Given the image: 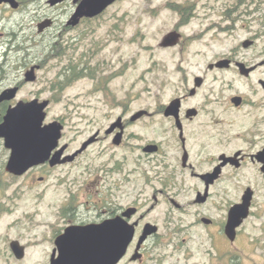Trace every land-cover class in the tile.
I'll return each mask as SVG.
<instances>
[{
  "label": "flooded vegetation",
  "instance_id": "1",
  "mask_svg": "<svg viewBox=\"0 0 264 264\" xmlns=\"http://www.w3.org/2000/svg\"><path fill=\"white\" fill-rule=\"evenodd\" d=\"M224 15L226 21L221 28L236 34V45L228 52L185 65L188 70L182 71L176 91L166 102L134 111L131 104L123 108L114 91L100 85L102 77L89 93L103 95L101 103L110 110L108 115L80 118L68 138L66 119H45L44 124L59 121L63 126L49 159L21 175L5 171L12 185L38 189L53 181L54 195L64 186L67 191L59 203L54 199L50 202L53 213L16 215L15 227L33 229L44 224L51 235V247L32 257L29 242L17 236L8 244L14 263L24 264L29 256L31 264L79 263L78 256L64 262L67 256H63L56 240L67 228L89 226L98 228L100 238L99 247L91 255H83L85 264L103 262L102 252L121 242L115 238L121 232L132 234L115 264H243L249 257L242 245L241 229L250 214L231 237L226 231L228 214L218 219L214 187L257 185L258 178L249 179L248 168L261 177L264 6H229ZM99 16L66 26L73 30ZM83 54L81 64L69 65L70 84L82 78L98 79L102 72L90 66ZM191 67L194 69L189 70ZM16 86L20 91L22 84ZM52 89L65 88L59 84ZM49 100L50 104L54 102L53 98ZM11 102H4L2 108ZM61 150V160L51 164ZM69 156L74 157L63 161ZM183 185H198L194 198L182 199ZM223 193L228 195L227 186ZM45 194V187L36 193L38 204ZM32 217L50 220L40 223L42 220L34 222ZM22 221L28 226L18 224ZM14 241L19 242V254L13 250ZM107 242L110 244L106 247Z\"/></svg>",
  "mask_w": 264,
  "mask_h": 264
},
{
  "label": "rangeland",
  "instance_id": "2",
  "mask_svg": "<svg viewBox=\"0 0 264 264\" xmlns=\"http://www.w3.org/2000/svg\"><path fill=\"white\" fill-rule=\"evenodd\" d=\"M79 1L66 0L51 6L49 0H24L19 9L0 4V66H3V72L0 69V92L17 83L22 84L12 105L25 98H53L54 102L47 108L46 121L61 117L66 119L67 138L80 124V118L109 114L110 110L101 103L103 95L89 93L92 87L100 84V78L103 77L100 85L110 87L123 108L130 104L132 111L146 105L155 108L174 94L182 71L188 70L185 65L228 52L236 45V34L230 35L221 28L226 21V7L264 6V0H118L101 16L86 20L70 30L66 23ZM174 3L184 4L183 10L189 12L186 22L181 23V15L170 6ZM45 19H52L53 24L39 33L38 23ZM14 29L18 32L17 41L22 42L24 47L21 52L15 51L16 42H8V34ZM174 30L182 35L178 44L162 46L164 37ZM241 37H244L243 33ZM54 44L61 48V54L58 49H52ZM82 54L87 56L84 59L90 66L101 69L98 79L82 78L68 88L64 85L65 89L61 91L53 90V86L69 79V65L73 62L81 64ZM32 67H37L36 79L26 81L25 74ZM114 113L117 115L119 110ZM8 155V149L0 139V264H16L8 244L17 236L29 242L32 257L49 251L51 235L44 224L33 229L15 227L17 223L14 219L18 214L43 216L53 213L50 202L54 199L59 203L67 191L64 186L54 195L53 181H47L38 189H29L17 183L12 185V179L5 171ZM246 172L249 179L258 178L257 185H215L217 215L219 220L224 219L228 209L241 201L247 186L254 190L250 216L241 229L242 245L249 256L243 264H264V174L261 172L260 177L252 168ZM226 186L227 196L223 193ZM44 187V200L38 204L36 193ZM140 187L138 185V189ZM197 187L183 185L182 199L188 201L194 198ZM32 219L34 222L40 219V223H44L50 217ZM23 223L28 226L27 222H18ZM34 242L35 245H32ZM27 263L31 264L30 256L24 261V264Z\"/></svg>",
  "mask_w": 264,
  "mask_h": 264
},
{
  "label": "water",
  "instance_id": "3",
  "mask_svg": "<svg viewBox=\"0 0 264 264\" xmlns=\"http://www.w3.org/2000/svg\"><path fill=\"white\" fill-rule=\"evenodd\" d=\"M64 1L66 0H49V4L55 6ZM117 1L80 0L67 24L75 26L80 23L82 18L99 16ZM0 4L9 5L13 9L20 7L19 0H0ZM52 24V19L41 21L38 23V32L42 33ZM180 37L181 33L177 30L171 31L164 37L161 45L164 47L174 46L179 42ZM37 67H32L26 72V81H34L36 79L35 70ZM18 91L19 87L14 86L8 87L0 93V139H3L5 148L10 151L5 170L16 175H21L31 166L43 163L49 159L51 151L59 143L63 126L59 121L44 124L47 116L46 109L50 104L49 99L40 100L34 98L29 101L19 100L15 105H9L5 113H3L2 104L14 100L17 97ZM61 153L62 150L58 153V156L53 157L51 164H55L61 160L59 159ZM73 157L69 156L63 159V161L72 159ZM261 162L264 163V150L261 151ZM262 172H264V166L262 167ZM253 196L254 190L251 187H247L242 195V200L230 207L226 231L231 237L234 236L236 229L249 216ZM121 229H124L123 225ZM131 234H125L124 232L117 234L115 238L121 242L113 244V248L102 252L105 255V260L97 264H115L123 255ZM99 238L98 228H91L90 226L80 228L70 227L57 238L56 243L60 247L63 256H67L64 262H69L71 256H78L80 257L79 263L73 264H85L83 263V255H91L96 250L95 248L99 247ZM106 239H109V236H106ZM109 244L107 242L106 247ZM18 245V241L12 243L13 250L17 254H19ZM64 249L68 251L63 252L62 250Z\"/></svg>",
  "mask_w": 264,
  "mask_h": 264
},
{
  "label": "trees",
  "instance_id": "4",
  "mask_svg": "<svg viewBox=\"0 0 264 264\" xmlns=\"http://www.w3.org/2000/svg\"><path fill=\"white\" fill-rule=\"evenodd\" d=\"M33 1V0H32ZM241 0H238V2H240ZM22 3H24V0H21L20 1V6H22L21 4ZM177 13H179L180 15H181V23H184V22H186V17H187V15L189 14V12H187L186 10H183L184 9V4H183V6L182 5H179L178 3H174V4H171L170 5ZM186 9V8H185ZM9 40H8V42H16V46H15V51H22V50H20V49H24V47H23V44H22V42H19V41H17V39H18V32L14 29L13 30V32L11 33V31L9 32ZM25 42V41H24ZM23 42V43H24ZM57 44H54L53 46H52V49H58V52L61 54V52H62V50H61V48H57V47H55ZM26 50V49H25ZM59 54V55H60ZM56 56H58V55H56ZM5 59H6V56H5ZM27 60H28V57L27 58H25V62H27ZM2 68H3V66H0V69L2 70ZM69 69V68H68ZM67 69V70H68ZM2 72H3V70H2ZM70 84V81L69 80H67L65 83H62L61 85H69ZM5 108H6V106H4L3 107V112L5 111Z\"/></svg>",
  "mask_w": 264,
  "mask_h": 264
},
{
  "label": "bare ground",
  "instance_id": "5",
  "mask_svg": "<svg viewBox=\"0 0 264 264\" xmlns=\"http://www.w3.org/2000/svg\"><path fill=\"white\" fill-rule=\"evenodd\" d=\"M29 3H32V2H29ZM10 67V66H9Z\"/></svg>",
  "mask_w": 264,
  "mask_h": 264
}]
</instances>
